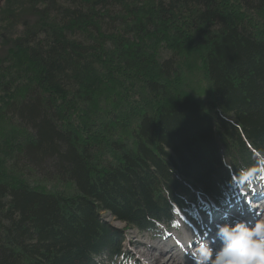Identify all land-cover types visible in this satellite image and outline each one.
Instances as JSON below:
<instances>
[{
  "label": "trees",
  "instance_id": "1",
  "mask_svg": "<svg viewBox=\"0 0 264 264\" xmlns=\"http://www.w3.org/2000/svg\"><path fill=\"white\" fill-rule=\"evenodd\" d=\"M0 19L17 131L14 149L1 136L0 264L126 261L102 212L173 230L264 174V0H6Z\"/></svg>",
  "mask_w": 264,
  "mask_h": 264
},
{
  "label": "rangeland",
  "instance_id": "2",
  "mask_svg": "<svg viewBox=\"0 0 264 264\" xmlns=\"http://www.w3.org/2000/svg\"><path fill=\"white\" fill-rule=\"evenodd\" d=\"M1 35L2 34H0V43H1V39H2ZM196 62H198V61L196 60L195 63ZM191 63L194 64V61H192ZM197 64L199 65V67L201 66L199 62ZM184 76H185L184 83L186 82L185 84L187 85V88L189 89L190 93H192L191 89L198 90L199 92H201L200 95L202 96L203 99H205V100L208 99V97H209L208 92L210 91L209 88L204 87V84H198L199 80H197V78H195V76L192 75L191 73H190V75L184 74ZM182 83H183V81H182ZM130 124L132 126L133 122H131ZM120 125L117 128L116 134L117 135L120 134L122 136L123 131L120 129ZM113 128H115V126H113ZM129 131H130V129L127 128L126 132H129ZM15 132H17V131H15ZM15 132H10L8 124H6L4 122L3 118H0V144H1V136H2L3 140L7 141L8 144L10 145V149L11 148L14 149V147H15L14 140L16 139V135L13 136V134ZM17 135H18V133H17ZM1 150L3 151V149H1ZM2 151H0V152L2 153ZM6 152H8L7 149H6ZM8 155H10V153H8ZM1 156L2 155H0V158H2ZM107 157L111 158V155L107 154ZM3 158H5V156H3ZM8 159L9 158H5V160H8ZM0 162H2V161H0ZM5 164H6V162H5ZM263 193H264V180H263V178H260L256 181H250L247 184H242V186L240 185V187H238L236 193L232 197L229 198V196H228L227 199H226V196L224 197L226 199V203L223 204L222 206H215L214 204L211 203V201H208L207 203L203 201L200 204V207H197L196 210H194L193 214H195V213L197 214V212L202 211L203 213H206L205 215L204 214L203 215H199V214L196 215V216H198L197 222L192 220L193 219L192 214H188V215H190V217L187 215H183L184 221L179 223L178 227L173 229V230H172L173 227L172 228L159 227L154 232H151V231L142 232V231H139L137 228L128 227L126 225V223H123L121 221H117L108 213L102 212L103 218L110 225H112L116 228L126 229V232H125L126 233V241L123 243V245L125 246V249L128 252L126 255L128 259H127L126 263H123V261L120 260L116 264H144L142 262L141 258L137 254L138 251H140L142 248H147L150 245H153L156 243H163V242L164 243H167V242L172 243L173 239H175L176 236L183 235L185 231L191 232V234H192L191 242H193V244L195 241H197V243L200 244L202 242L201 239H203L205 237V235H207V233L209 234L207 236V238L211 241V239L214 237L212 231H214V234H215L216 224L219 221H217V220L214 221L213 226L212 225L210 226L211 231L207 228V226L209 227L208 223H210V221L213 220L216 212L218 213L217 216H219L220 218H221V216L225 215V214L220 213V212L223 213V210H224V212H226V213L232 212V215H234L233 216L234 219H247L250 222H253V220L251 218H252V216L254 217L255 215H256V220L264 219V207H263L264 205L260 206V204L264 203V200H263V198H261L260 200L254 199L256 196L263 195ZM253 196H255V197L252 199L251 197H253ZM257 201H259V202H257ZM232 204H233V206H231ZM227 205L229 208L228 210L226 207ZM220 207H223V208H220ZM244 207L246 209L249 208V210H247V212L245 214L240 213V211L245 209ZM250 207H252V209H253L252 211H251ZM254 207H255V210H257L256 214L254 212ZM219 209H220V211H219ZM242 215H244L245 217L242 218ZM206 220L208 223L206 222ZM190 245H192V244H190ZM194 246H196V243L194 244ZM100 262H101V264H113V263H110V261L107 260V258L102 259V261H100Z\"/></svg>",
  "mask_w": 264,
  "mask_h": 264
},
{
  "label": "clouds",
  "instance_id": "3",
  "mask_svg": "<svg viewBox=\"0 0 264 264\" xmlns=\"http://www.w3.org/2000/svg\"><path fill=\"white\" fill-rule=\"evenodd\" d=\"M196 264H264V219H229L217 223L211 242L195 249Z\"/></svg>",
  "mask_w": 264,
  "mask_h": 264
},
{
  "label": "bare ground",
  "instance_id": "4",
  "mask_svg": "<svg viewBox=\"0 0 264 264\" xmlns=\"http://www.w3.org/2000/svg\"><path fill=\"white\" fill-rule=\"evenodd\" d=\"M9 165H11V164H9ZM263 205H264V203L260 204V206H263ZM231 206H233V204ZM226 207L228 208V205ZM220 208H223V207H220ZM250 209H251V211L253 210L252 207H250ZM247 210H249V208H247V209L245 208L244 210L240 211V213L245 214L247 212ZM219 211H220V209H219ZM256 211L257 210H255V208H254L255 214H256ZM220 213L225 214L226 212H224V210H223V213L222 212H220ZM217 214L218 213L216 212L212 221L209 220L210 223H208L206 220V222L209 225V227L207 226V228L210 231H211L210 226L211 225L213 226L214 221L217 220V221H219L218 223L223 222L224 216H221V218H220L219 216H217ZM227 214H228L229 219H234L233 218L234 215H232V212H227ZM243 217H245V216L242 215V218ZM255 221H256V215L253 217V222H255ZM208 235L209 234L207 233V235H205V237L203 239H201V241H204V240L210 241L207 238ZM213 235H214V231H213ZM191 239H192L191 232L185 231L183 235H178V236H176L175 239H173V241H172L173 244L171 242L156 243V244L150 245L147 248H142L140 251H138L137 254L141 258V260L144 264H196L194 253H195V249H197L200 244H198L197 241H195L194 244L196 243V246H194L193 242H191ZM190 244H192V245H190Z\"/></svg>",
  "mask_w": 264,
  "mask_h": 264
},
{
  "label": "flooded vegetation",
  "instance_id": "5",
  "mask_svg": "<svg viewBox=\"0 0 264 264\" xmlns=\"http://www.w3.org/2000/svg\"><path fill=\"white\" fill-rule=\"evenodd\" d=\"M6 0H0V10H2V7L4 5ZM0 22H1V19H0Z\"/></svg>",
  "mask_w": 264,
  "mask_h": 264
}]
</instances>
